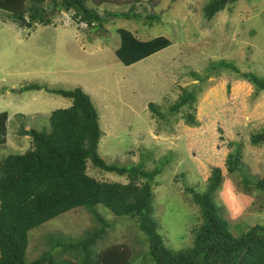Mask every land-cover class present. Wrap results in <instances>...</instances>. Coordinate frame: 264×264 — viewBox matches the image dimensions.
Listing matches in <instances>:
<instances>
[{
  "label": "rangeland",
  "instance_id": "1",
  "mask_svg": "<svg viewBox=\"0 0 264 264\" xmlns=\"http://www.w3.org/2000/svg\"><path fill=\"white\" fill-rule=\"evenodd\" d=\"M116 1L98 8L103 28L78 26L66 12L52 16L49 25L27 20L22 26L0 9V162L29 149L32 138L26 131L47 128L55 109L72 104L48 89L81 87L100 112L101 157L120 167L162 168L154 186L155 216L167 248L193 246L192 230L201 213L188 188L204 192L213 167L223 168L213 197L231 233L238 236L264 224V188L244 185V178L264 180V145L250 143L264 126V90L257 93L232 69L208 71L225 61L264 79V0H238L211 20L203 14L209 0ZM134 6L138 18L109 15ZM152 14L159 21L147 20ZM190 71L208 74L196 102L198 124H187L182 113L158 123L148 104L166 110L180 86L199 82L187 75ZM32 85L41 88L28 90ZM240 143L241 171L230 173L225 160ZM87 171L100 180H129L90 161ZM95 207L110 224L97 248L127 242L135 251L130 264H155L138 225L102 205ZM98 226L87 208L67 211L30 231L27 258L48 251L51 236L75 242Z\"/></svg>",
  "mask_w": 264,
  "mask_h": 264
},
{
  "label": "trees",
  "instance_id": "2",
  "mask_svg": "<svg viewBox=\"0 0 264 264\" xmlns=\"http://www.w3.org/2000/svg\"><path fill=\"white\" fill-rule=\"evenodd\" d=\"M47 1L0 0V9L22 26L27 20L31 24L49 25L52 16L66 12L78 26L84 23L88 28H103L104 18L98 8L120 2L51 0V6L42 5ZM237 1L209 0L203 8L205 19H213L219 11ZM88 3L93 7L90 8ZM135 8L127 13L109 15L127 20L138 18ZM146 18L159 21L160 16L152 14ZM220 68L232 69L246 78L254 84L257 93L264 90V79L241 72L233 63L221 61L210 66L208 71ZM187 75L199 82L180 86L177 100L166 110H161L156 103L148 104L158 123L168 122L170 116L182 113L187 124H198L196 102L208 74L190 71ZM40 88L37 85L27 87L28 90ZM48 91L71 99L72 104L55 109L47 128L29 130L28 135L32 138L29 149L10 154L0 162V264H130L135 251L127 242L97 248V243L110 231V224L99 213L97 205L139 226L147 236L148 254L155 264H264V224H256L234 236L214 200L213 195L223 179V168L213 167L204 192L188 188L201 213L200 224L192 230L193 246L188 250L169 249L158 231L155 216L154 186L162 168L145 170L139 165L128 168L108 164L99 153L100 139L104 135L100 112L89 96L81 87ZM250 143L264 145V126L250 136ZM243 147L240 143L235 151L228 153L225 160L228 172L241 171ZM89 161L100 170L126 175L128 182L90 176L87 171ZM244 185L247 190L250 186L264 188V180L250 182L244 178ZM79 207L87 208L99 226L75 242L51 236L49 250L28 260L30 231Z\"/></svg>",
  "mask_w": 264,
  "mask_h": 264
},
{
  "label": "water",
  "instance_id": "3",
  "mask_svg": "<svg viewBox=\"0 0 264 264\" xmlns=\"http://www.w3.org/2000/svg\"><path fill=\"white\" fill-rule=\"evenodd\" d=\"M29 25H31V23H29ZM28 134V131H26V135Z\"/></svg>",
  "mask_w": 264,
  "mask_h": 264
}]
</instances>
